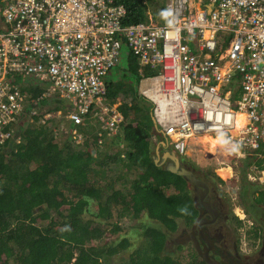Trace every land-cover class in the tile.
<instances>
[{"label":"built area","instance_id":"obj_1","mask_svg":"<svg viewBox=\"0 0 264 264\" xmlns=\"http://www.w3.org/2000/svg\"><path fill=\"white\" fill-rule=\"evenodd\" d=\"M1 2L0 150L23 140V124L57 117L65 124L54 129L77 144L127 148L133 121L107 98L126 44L141 65L139 94L174 150L184 156L191 138L222 134L232 143L224 156L260 157L248 178L264 182V0H165L148 22L130 24L123 0ZM144 67L158 72L144 76ZM57 97L66 106L55 112Z\"/></svg>","mask_w":264,"mask_h":264},{"label":"trees","instance_id":"obj_2","mask_svg":"<svg viewBox=\"0 0 264 264\" xmlns=\"http://www.w3.org/2000/svg\"><path fill=\"white\" fill-rule=\"evenodd\" d=\"M123 2L125 24L148 22V3L151 13L163 7L161 0ZM130 54L125 66L119 62L107 76L108 101H122L119 108L133 121L122 133L127 148L83 146L71 136L62 139L60 128L23 124V140L0 150V264H207L192 248L184 258L180 245L167 247L166 229L175 231L179 218L192 220L197 212L189 182L156 161L151 133L157 129L158 143L169 145V140L152 111V118L145 111L144 105L152 110V104L138 94L143 75ZM142 72L158 71L144 67ZM31 92L37 95L42 88ZM48 103L55 112L66 106L60 97ZM223 158L241 179V204L254 219L251 236L256 238L260 227L252 212L264 206V184L247 176L262 160L258 155ZM145 216L148 223L140 221ZM136 226L143 232L133 242L127 230Z\"/></svg>","mask_w":264,"mask_h":264},{"label":"flooded vegetation","instance_id":"obj_3","mask_svg":"<svg viewBox=\"0 0 264 264\" xmlns=\"http://www.w3.org/2000/svg\"><path fill=\"white\" fill-rule=\"evenodd\" d=\"M159 144L163 151L168 147L166 144ZM156 148L159 146L156 145ZM164 152L161 155L156 149L155 158L163 161ZM168 161L167 159L164 162ZM190 162L182 158L181 166L192 170L195 177L207 185V188L188 181L197 213L192 220L186 217L179 218L175 231L166 229L168 249L177 250L176 246L180 245V254L186 258L188 250L192 248L206 263L203 257L205 255L218 264H264V206H256L255 209L254 217L260 227L258 236L256 238L251 236L248 242L243 243L228 197L222 194L218 183L210 174L196 168ZM222 170L232 175L230 166L219 167L217 173ZM253 226L254 222L252 228Z\"/></svg>","mask_w":264,"mask_h":264},{"label":"rangeland","instance_id":"obj_4","mask_svg":"<svg viewBox=\"0 0 264 264\" xmlns=\"http://www.w3.org/2000/svg\"><path fill=\"white\" fill-rule=\"evenodd\" d=\"M130 53H131L130 48L126 44H124L123 47H122V50H121V54H120V65L119 66L122 67V65L123 66L126 65V62L128 61L129 56L131 55ZM117 69H118V67L111 69L110 73L113 75V73L116 72ZM17 80H18V82H23V81H28V80H32V79L29 78L28 76L19 75L17 77ZM144 108H145V111L147 113H149L150 117L152 118L150 105L149 104H145ZM62 124H65L64 121H59L58 117H57L54 120L53 125H51L50 127H53V128H54V126L55 127H58V126L62 127ZM55 130L56 129H54V131ZM156 130L157 129H155V132L153 131L151 133V136H150L151 142L153 144L156 143L157 147L159 146V148H156V145L153 146L154 155L156 153V149H157V152L160 151L161 155H162V152H164L166 150L175 151L174 148H173V145L170 142H169L168 147L166 149H164V151H163V148L160 147V144L157 142L156 137H158L157 136L158 134H156ZM56 135H58V134L56 133ZM213 136H215V135H213ZM60 137L62 139H65V135L60 134ZM222 137H223V142L221 143L222 146L216 152H213V151L209 150L208 143L203 144L202 142H199V141H196V140H193V139L188 144L187 154L185 156L182 157V155L180 156L176 151L175 152L177 153V155H179L181 157V159L183 158V159H185L188 162L191 161L190 163H192V165H194L196 168H198L200 170H204L206 173L210 174L211 176L213 175L212 179L215 182L218 183V186L220 187V189L222 191V194L225 195L226 197H228V199H229V205L231 207L232 213L235 215V216L234 215L233 216H234V219L236 220V225L238 227L239 235L241 237L240 239L244 243V242H248L249 238L251 237V233H252V230H253L252 225H253V222H254L253 220L254 219L252 217H249L246 214V211L244 210V208H243V206L241 204V198H240L241 179H240L239 175L237 174L235 167H233V163L232 162H228V161L224 160V158H223V157H228V156H224L225 155L224 152L227 149H230L229 146H231L232 143L228 139H225L224 135H222ZM116 149H117V147H116ZM209 153H212L213 157L210 158L209 157ZM231 156L235 157L236 155L234 153V154H231L230 157ZM217 158H219L220 160H224L223 164H225V165H223L222 167H225L227 164L229 166H231L232 174H233V175H231L232 177L230 176L231 178L229 177L227 179H224L220 173L219 174L217 173V169L220 166L217 163ZM159 162H161V161L159 160ZM236 162L239 163L240 161L237 160ZM168 163H169V161L168 162H164V164H162V165L166 166ZM248 180L251 181V182L259 183V184H264V182H260V181H256V180L252 181L249 178H248ZM245 204L247 205L248 202H246ZM252 214L253 215L256 214L255 210H253ZM238 220H241L242 223L239 224ZM121 221H122V224H124V225H125V223L128 222V221H125V220H121ZM140 221L148 223L150 220L145 216ZM151 221H153V220H151ZM134 223H135V221L129 222L128 225L129 224L134 225ZM153 223H156V222L153 221ZM137 228H139V227H137ZM127 231H128V235L131 237V240L133 242H136L140 238V233L142 234L143 229L140 226L139 229H135V230L134 229H130V231L128 229Z\"/></svg>","mask_w":264,"mask_h":264},{"label":"water","instance_id":"obj_5","mask_svg":"<svg viewBox=\"0 0 264 264\" xmlns=\"http://www.w3.org/2000/svg\"><path fill=\"white\" fill-rule=\"evenodd\" d=\"M163 161L159 162V160L156 159L157 162H159L158 164L162 165L164 164V161H166L167 159L169 160V163L164 166L166 169L177 173L181 176H183L187 181H190L192 183L198 184V185H204L205 188H207V185H205L202 181H200L199 179H197L195 177V174L193 173L192 170L190 169H186L184 167L181 166V157L179 155H177V153L173 150H166L163 153ZM209 157H213L212 153H209ZM205 258V260L207 261L208 264H218L217 262L211 260L208 256H203Z\"/></svg>","mask_w":264,"mask_h":264},{"label":"bare ground","instance_id":"obj_6","mask_svg":"<svg viewBox=\"0 0 264 264\" xmlns=\"http://www.w3.org/2000/svg\"><path fill=\"white\" fill-rule=\"evenodd\" d=\"M147 81H150V80H147ZM244 118H245L244 114L238 113L237 116H236L237 125L242 124L244 122ZM233 132H235V130ZM213 135H215V136H211V134H204V135H202L201 137H199L197 139L191 138V140L192 139L193 140H197L199 142H202L203 144L208 143L209 150H211L213 152H216L222 146L221 143L223 142V137H222V134L221 135L220 134H213ZM225 139H228V138L225 137ZM228 140L230 141V139H228ZM219 173L222 175V177L224 179H227V178L230 177V174L227 171L222 170Z\"/></svg>","mask_w":264,"mask_h":264},{"label":"clouds","instance_id":"obj_7","mask_svg":"<svg viewBox=\"0 0 264 264\" xmlns=\"http://www.w3.org/2000/svg\"><path fill=\"white\" fill-rule=\"evenodd\" d=\"M161 1H163V6H164V2H165V0H161ZM150 3H148V5H149ZM149 7V6H148ZM162 9V8H161ZM144 76H146V75H144ZM150 76H153V75H150ZM142 78V77H141ZM141 80V79H140ZM139 84H140V81H139ZM139 84H138V94H139ZM140 95V94H139ZM141 96V95H140ZM143 97V96H142ZM144 98V97H143ZM146 99V98H145ZM147 100V99H146ZM147 101H149V100H147ZM150 102V101H149ZM151 103V102H150ZM152 104V103H151ZM153 107V106H152ZM152 111V110H151ZM152 116H153V114H152ZM154 119V118H153ZM155 122V121H154ZM156 124V123H155ZM36 126V125H35ZM39 127V126H38ZM156 127H158L157 125H156ZM161 130V129H160ZM162 131V130H161ZM163 133V132H162ZM181 156V155H180ZM185 156V155H184ZM183 157V156H182Z\"/></svg>","mask_w":264,"mask_h":264},{"label":"crops","instance_id":"obj_8","mask_svg":"<svg viewBox=\"0 0 264 264\" xmlns=\"http://www.w3.org/2000/svg\"><path fill=\"white\" fill-rule=\"evenodd\" d=\"M149 6V5H148ZM149 9L151 10V7L149 6ZM150 10H148V12L150 11ZM211 136H213V135H211Z\"/></svg>","mask_w":264,"mask_h":264}]
</instances>
